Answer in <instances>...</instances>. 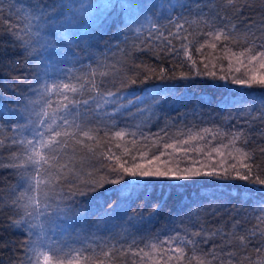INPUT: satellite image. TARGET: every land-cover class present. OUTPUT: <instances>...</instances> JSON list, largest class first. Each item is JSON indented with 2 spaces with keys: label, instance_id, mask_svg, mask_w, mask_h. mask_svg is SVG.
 Instances as JSON below:
<instances>
[{
  "label": "snow or ice",
  "instance_id": "obj_1",
  "mask_svg": "<svg viewBox=\"0 0 264 264\" xmlns=\"http://www.w3.org/2000/svg\"><path fill=\"white\" fill-rule=\"evenodd\" d=\"M222 2L225 6H231L237 14L241 13L240 0ZM245 6L251 7L250 4ZM204 7L207 8L208 5L205 4ZM157 8V4H149L148 0L144 3L133 0H101L95 4H76L70 0H29L27 4L10 3L6 15L3 4L0 3V56H4L9 47L19 49L21 55L27 53L34 56L29 64L47 69L44 60L51 61L53 57L66 59L69 54L76 55L77 48L86 51L90 47L88 41L97 32L104 31L106 25L109 28L117 27L116 20H112L111 25L108 24L113 15L124 27L141 24L142 19L151 23V17L155 23H152L147 39L157 41L155 48L173 59L183 51V55L195 69L194 74L180 73L177 77L175 74L168 75L167 70L161 68L157 74L158 79L189 81L198 76H207L246 88L264 89V25L257 29L242 22L243 28L240 29L218 10L214 11L212 15L216 16L220 24L217 25L215 20L208 17L203 23L206 27L210 25L209 30L201 33L211 37L213 42L206 40L196 48V52L201 54L205 44L216 50V42L224 41L222 51L228 60V71L223 74L224 67L220 65L218 73L215 64H212L213 70H209V64L204 63L202 58L200 63L204 71L201 72L190 51L192 40L189 37L192 33L186 28L189 21L184 20L183 16L173 20L169 15L166 18L171 27L164 26L156 19ZM200 15H203V9ZM181 20L184 22L181 23ZM134 30L142 34V27ZM174 39L184 43L178 48L173 44ZM232 44L242 46L233 51L229 47ZM233 58L237 65L234 69ZM101 66V62H98L95 68L89 67L86 74L78 76L66 74L64 77H56L48 75L46 71H36V79L24 90V95H19L16 101H0V129L7 128L17 133L7 141L13 147L5 166L14 169L18 179L10 200L0 196V204L4 205L0 209V215L3 211H8L9 227L26 229L28 237L23 246V256L15 264H105V260L97 259L101 253L95 250L82 251L68 248L67 245L61 247L56 243H49L57 219L61 215L67 218L69 202L75 205L77 197L91 193L97 194L92 199L96 201L99 211L106 216H127L129 212L136 210L137 203L148 194L147 189L152 181H171L173 183L168 187L174 191L185 187L182 182L202 177L243 182L226 185L234 187V193H214L213 198L227 196L230 204L248 206H253L252 202L255 201L258 221L264 223V165L257 163V153L264 157V147H248L250 141L243 129L227 133L205 128L196 134L181 133L180 138L172 139H164L159 134L146 137L140 132L142 139H138V126L137 130L118 126L117 113L123 115L133 108L140 110L145 104H168L169 94L173 89L153 88L143 95H126L120 90L113 91L105 87L111 81L97 79L98 76L106 78L110 75L107 71H100ZM242 67L243 74H233L241 73ZM150 79L151 75H146L139 81L128 78L127 83H147ZM124 84L125 81L122 80L121 85ZM85 92L88 93L87 97L83 95ZM185 99L181 96L172 102L183 103ZM13 104L15 107H12ZM108 105L113 106L111 116L117 121L111 127L105 126L102 130L85 123V109L87 113H91ZM260 106L261 115L264 116V95L260 97ZM252 110L256 111L255 105ZM101 131L105 139L124 142L123 145H115L122 152H114L111 147L106 151L101 149L100 152H95L93 145L85 142L91 141L99 145ZM217 136H228V142L210 147ZM126 137H131V140H126ZM158 140L161 141L159 144ZM196 140H203L205 144L193 145L192 141ZM149 141L151 148L157 149L151 155ZM4 143L5 141L0 140V144ZM77 145L87 149L99 163L85 165L86 158L79 156L81 163L78 166L75 163ZM128 145L135 151L130 150ZM181 152L183 157L178 155ZM190 153H202L204 158L201 159L199 155L192 157ZM165 156L168 159H162ZM182 161L187 162L181 166ZM85 167L90 170L85 171ZM85 176L87 179L83 178ZM125 178H128L127 182H124ZM108 184L119 187L106 188ZM101 198H104L103 202ZM162 207L160 201L149 203L145 209L140 210L141 218L145 211L151 215L159 214ZM185 207L190 210V206ZM245 223V218L241 217L234 219L227 228L217 227L213 232H207L201 227L188 235L181 236L177 233L169 236L159 241V247L157 243L146 246L158 252L156 257L143 248L135 251L121 249L120 252L139 258L140 264H143L145 258L151 264H193L194 261L195 264H264V232L259 227H244ZM85 251H91L92 254L85 255ZM252 253L256 255L253 256ZM102 255L107 258V264H112L116 259L111 250H102ZM131 264H138L137 259H133Z\"/></svg>",
  "mask_w": 264,
  "mask_h": 264
},
{
  "label": "trees",
  "instance_id": "obj_2",
  "mask_svg": "<svg viewBox=\"0 0 264 264\" xmlns=\"http://www.w3.org/2000/svg\"><path fill=\"white\" fill-rule=\"evenodd\" d=\"M28 2L29 0H0L6 15L10 3L17 5ZM70 2L95 4L101 0H70ZM133 2L144 3L145 0H133ZM148 2L158 5L156 19L164 26L171 27L166 18L169 15L172 16L173 20L183 16L184 20L189 21L186 28L192 33V36L189 37L192 40L190 51L193 58L197 60V67L201 72L204 71L203 65L200 63L202 58H204V63L209 64V70H213L212 64H215L217 66L215 70L218 73L220 65L224 67L223 74H227L228 71V60L222 51L224 41L216 42V50L205 44L201 54L196 52V48L206 40L209 43L213 42L211 37H206L201 33L209 30L210 25L206 27L203 23L208 17L215 20L217 25L220 24L216 16L212 15L214 11L218 10L222 16L240 29L243 28V23L257 29L260 25H264V0H240L242 11L239 14L234 12L231 6H225L222 0H148ZM205 4L208 5L207 8L204 7ZM248 4L251 7L245 6ZM160 5L163 7H159ZM202 9L203 15H200ZM149 19L151 23L142 19L141 24H130L124 27L120 20L113 15L108 24L111 25L112 20H116L117 27L109 28L106 25L104 31L97 32L94 38L88 41L90 47L86 51L77 48L75 49L76 55L69 54L66 59L53 57L51 61L44 60L43 63L47 65V69L43 66L29 64V60L34 59V56L27 53L21 55L19 49L9 47L7 53L0 56V101H16L19 95H24V90L36 79V71L42 73L46 71L48 75L56 77H64L66 74L78 76L86 74L89 67L95 68L97 63L101 62L102 66L99 70L107 71L110 75L106 78L98 76L97 79L111 81L105 87L111 88L113 91L120 90L126 95H143L145 92H151L153 88L173 89L172 93L169 94L170 102L168 104L163 106L145 104L140 110L133 108L123 115L117 113L118 126H127L129 130H137L138 126V139H142L139 136L140 132H143L146 137H155L159 134L164 139H172L180 138L181 133L196 134L205 128L227 133L243 129L245 136L250 141L248 147L253 149L264 147V134H262L264 133V116L261 115L260 110V97L264 95V89L246 88L234 85L230 81L224 82L207 76H198L189 81L158 79L157 74L161 68L166 69L168 75L175 74L177 77L180 73L194 74L195 69L192 68L187 57L183 55V51L173 59L172 56L161 52L159 48H155L157 41L147 39L152 23H155L154 19L151 17ZM184 20H181V23ZM137 27H142V34L135 32L134 29ZM182 43H184L182 40H173V44L178 48ZM241 46V44L229 45L233 51ZM103 65L108 67L105 68ZM113 65L115 67H112ZM236 66L233 58V69ZM243 72L244 68L242 67L241 73L233 74L241 75ZM146 75L152 76V79L147 83L138 82L135 85L127 83L128 78L139 81ZM122 80L125 81L124 85H121ZM83 95L87 97L88 93L85 92ZM181 96L186 98L183 103L172 102ZM122 103H126V101H122ZM254 105L256 111L252 110ZM12 107L15 105L13 104ZM85 112V123L91 127H98L103 130L105 126L111 127L114 122H117L111 116L112 105L91 113H87L85 109ZM165 133H167L166 136ZM16 135L17 133L9 131L7 128L0 129V140L5 141L4 144H0V196H3L5 200L12 198V190L17 187L18 183L17 176L14 174L15 170L5 166L9 160V151L13 147L7 141ZM228 138V136H217L210 147L227 143ZM126 140H131V137H126ZM85 142L92 144L95 152H100L101 149L106 151L111 147L117 153L122 152V149H117L116 143L122 145L124 143L105 139L103 131L100 132L99 145L91 141ZM160 142L157 141L158 144ZM148 143L151 155V152L157 149L151 148L150 141ZM192 144L203 146L205 141L196 140L192 141ZM128 146L130 150L135 151L131 145ZM75 147L77 149L75 163L78 166L81 163L79 156L86 158L85 165L99 163L92 154L87 152V149H82L78 145ZM205 150L207 151V149ZM168 151L171 152V149ZM178 155L183 157L184 154L181 152ZM189 155L192 157L199 155L201 159L204 158L202 153H190ZM213 155L215 156V153ZM257 155L259 157L257 163L264 165V157H260L259 153ZM162 159H168V157L165 156ZM185 162L187 161H182L181 166ZM84 170L90 169L85 167ZM83 178L87 179L86 176ZM127 179L125 178L124 182H127ZM171 183L173 182L163 180L150 182L147 189L148 194L137 203L136 210L121 218H113L100 212L96 201L92 199L93 196L97 195L96 193L79 196L76 198L75 205L69 202L67 218L61 215L57 219L54 226L55 231L52 233V239L49 243H56L61 247L67 245L68 248L82 251L95 250V252L101 253L97 259L105 260V264H107V258L103 257L102 250H111L116 256L112 264H124V262L131 264L133 259H137L138 264H140L139 258L122 253L120 250L131 249L135 251L137 248H143L150 255L156 257L158 252L146 246L157 243L159 247L160 240L175 236L177 233L181 236L188 235L198 231L201 227L207 232H213L217 227L227 228L234 219L241 217H244L246 221L244 227H259L260 231L264 232V223L259 222L256 216L255 201L252 202L253 206H248L230 204L227 196L220 199L213 198L214 193H228L229 191L234 193L236 189L226 185L242 184L243 182H225L202 177L194 181L182 182L185 187L175 191L168 187ZM105 187L116 188L119 185L108 184ZM200 197L207 199L202 200ZM103 199L101 198V202ZM153 201H160L163 205L162 210L157 215H151L145 211L141 218L140 210L145 209ZM185 206H190V210ZM3 208L4 205L0 204V209ZM8 218L9 212L3 211V214L0 215V261L2 264H15L23 256V246L28 239L27 230L10 228ZM36 230L38 229H34V231ZM84 254L91 255L92 252L85 251ZM251 255L255 256L256 254L252 253ZM143 264H151V261L145 258Z\"/></svg>",
  "mask_w": 264,
  "mask_h": 264
}]
</instances>
